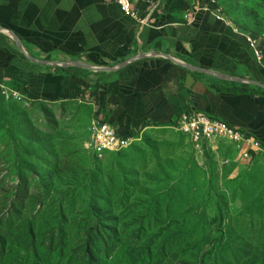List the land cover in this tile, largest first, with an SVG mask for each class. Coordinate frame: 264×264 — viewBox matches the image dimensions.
<instances>
[{
	"label": "rangeland",
	"instance_id": "obj_1",
	"mask_svg": "<svg viewBox=\"0 0 264 264\" xmlns=\"http://www.w3.org/2000/svg\"><path fill=\"white\" fill-rule=\"evenodd\" d=\"M206 1L264 36V0ZM97 120L84 102L0 89V264H264V155L176 123L96 150Z\"/></svg>",
	"mask_w": 264,
	"mask_h": 264
},
{
	"label": "crops",
	"instance_id": "obj_2",
	"mask_svg": "<svg viewBox=\"0 0 264 264\" xmlns=\"http://www.w3.org/2000/svg\"><path fill=\"white\" fill-rule=\"evenodd\" d=\"M132 6L147 24L116 0H0V83L27 101L84 102L125 138L202 112L252 137L251 159L264 155V59L252 33L206 0Z\"/></svg>",
	"mask_w": 264,
	"mask_h": 264
},
{
	"label": "built area",
	"instance_id": "obj_3",
	"mask_svg": "<svg viewBox=\"0 0 264 264\" xmlns=\"http://www.w3.org/2000/svg\"><path fill=\"white\" fill-rule=\"evenodd\" d=\"M122 12L134 19L139 24H147V19L139 15V13L133 9L132 0H116ZM214 4V1H211ZM215 6V5H214ZM214 12H220L219 9H215ZM221 13V12H220ZM225 20L222 15V20ZM246 41L253 51L255 58L260 63L264 59V36L253 35L252 38H246ZM0 89L7 96H11L13 99L23 98L11 85L6 83H0ZM176 126L187 137H190L194 141L212 140V139H225L230 141L236 150L240 154L242 160H250L253 154H258L260 151V145L247 134L237 131L231 127H222V121L202 112H188L178 117ZM92 144L97 150L101 146H110L116 149L119 147H127L128 140L116 132L115 128L110 124L97 120L92 123L91 129Z\"/></svg>",
	"mask_w": 264,
	"mask_h": 264
},
{
	"label": "trees",
	"instance_id": "obj_4",
	"mask_svg": "<svg viewBox=\"0 0 264 264\" xmlns=\"http://www.w3.org/2000/svg\"><path fill=\"white\" fill-rule=\"evenodd\" d=\"M238 28L241 29V30L244 31V32L250 33L249 31H247L246 29H243L242 27H238ZM23 99H24V98H23ZM94 247H95V243L92 242V243L89 244V246H88V248H87V254H88L90 257L94 256V255H93V248H94ZM6 249H7L6 243L3 242V244H2V251H3V253L6 252ZM94 258H95V259L91 258L90 264H98V262H97V258H96V257H94Z\"/></svg>",
	"mask_w": 264,
	"mask_h": 264
},
{
	"label": "bare ground",
	"instance_id": "obj_5",
	"mask_svg": "<svg viewBox=\"0 0 264 264\" xmlns=\"http://www.w3.org/2000/svg\"><path fill=\"white\" fill-rule=\"evenodd\" d=\"M18 99H23V98H18ZM222 127H227L225 124H223L222 123ZM91 129H92V125H91ZM91 129H90V131H91ZM130 142V140H128V143ZM128 143H127V145H128ZM122 148H124V147H119V148H117L116 149V151H119V150H121ZM98 150H104V151H115V149L114 148H112V147H110V146H101V147H98L97 148Z\"/></svg>",
	"mask_w": 264,
	"mask_h": 264
},
{
	"label": "water",
	"instance_id": "obj_6",
	"mask_svg": "<svg viewBox=\"0 0 264 264\" xmlns=\"http://www.w3.org/2000/svg\"><path fill=\"white\" fill-rule=\"evenodd\" d=\"M24 52V51H23ZM31 58V57H30ZM31 59H33V58H31ZM34 60V59H33ZM187 67H189V66H187Z\"/></svg>",
	"mask_w": 264,
	"mask_h": 264
}]
</instances>
